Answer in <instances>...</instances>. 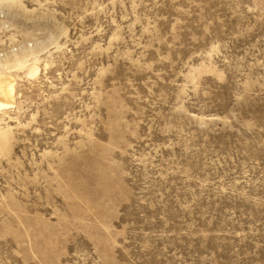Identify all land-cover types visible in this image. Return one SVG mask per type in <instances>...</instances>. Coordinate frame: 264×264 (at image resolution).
Instances as JSON below:
<instances>
[{"label": "rangeland", "instance_id": "374dc122", "mask_svg": "<svg viewBox=\"0 0 264 264\" xmlns=\"http://www.w3.org/2000/svg\"><path fill=\"white\" fill-rule=\"evenodd\" d=\"M0 71V264H264V0H0Z\"/></svg>", "mask_w": 264, "mask_h": 264}, {"label": "bare ground", "instance_id": "6f19581e", "mask_svg": "<svg viewBox=\"0 0 264 264\" xmlns=\"http://www.w3.org/2000/svg\"><path fill=\"white\" fill-rule=\"evenodd\" d=\"M39 73V66L30 63L27 66L26 76L36 77ZM17 78L10 71H0V111L12 107L16 102Z\"/></svg>", "mask_w": 264, "mask_h": 264}]
</instances>
